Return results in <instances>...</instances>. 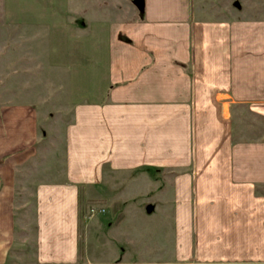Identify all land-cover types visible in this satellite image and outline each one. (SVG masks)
I'll use <instances>...</instances> for the list:
<instances>
[{
  "label": "crops",
  "instance_id": "1",
  "mask_svg": "<svg viewBox=\"0 0 264 264\" xmlns=\"http://www.w3.org/2000/svg\"><path fill=\"white\" fill-rule=\"evenodd\" d=\"M143 1L142 16L136 8L115 20L98 17L90 33L62 20L66 7L55 8L58 26L92 36L90 66L102 84L93 97L71 85L73 99L60 108L70 114L64 125L50 112L41 127V107L31 104L2 107L0 264L11 255L19 181L27 177L34 199L35 264H75L79 189L108 201L119 176L125 185L116 201L125 206L117 226L130 206L146 218L159 213L173 232L174 255L151 257L153 248L128 234L105 250L117 264H264V148L245 151L232 118L252 91L243 89L242 13L219 0ZM27 22L47 33L45 22ZM186 237L192 256L180 260Z\"/></svg>",
  "mask_w": 264,
  "mask_h": 264
},
{
  "label": "rangeland",
  "instance_id": "2",
  "mask_svg": "<svg viewBox=\"0 0 264 264\" xmlns=\"http://www.w3.org/2000/svg\"><path fill=\"white\" fill-rule=\"evenodd\" d=\"M216 3L233 13L235 8L239 9L242 15L237 18L244 22V31L237 32V40L243 42V89L246 92L252 91L251 94H245L244 102L240 100L241 103L232 110L236 132L234 137L242 141L245 151L251 149V144H259L264 148V0H219ZM57 7L67 9L61 13L62 20L73 27L84 23L85 30L90 28L95 18L115 20L117 12L128 13L129 10L137 8L132 0H0L1 120L2 114L5 113L3 106L31 104L41 107V121L48 120L47 114L52 112L53 119L61 118L63 121L59 123L64 125L70 114L65 113L64 116L60 108L73 99L70 95L71 85L87 87L85 90L93 97L102 84L100 74L92 75L90 66V58L97 54L92 36L88 34L80 39L74 31H66L63 26H58L59 17L54 12ZM107 8L111 9L108 11ZM15 11L20 14H15ZM230 15L228 17H232ZM120 17L128 20L129 14ZM29 18L45 22L47 33L45 28L39 25L35 27L42 29H37L36 32L28 29ZM86 31L83 33L86 34ZM88 32L90 33L89 30ZM45 42L47 44H44ZM49 51L51 56L48 57ZM256 66L258 72L252 74L251 68ZM257 88L259 93H256ZM248 97L254 100L249 101ZM49 105L55 107L54 111L46 110ZM2 164L0 159V165ZM124 183V178L120 176L114 179L112 186L115 189L111 191L108 201L97 199L91 187H80L81 216L78 229V259L75 264H117L119 258L105 250L118 244L117 240L129 239L128 234H131L136 242L146 243L147 248L152 247L151 257H173V232L159 213L146 218L134 206L129 205L123 225L121 228L117 226L123 219L125 205L116 200L120 199L124 192ZM18 185L11 255L4 264H35L37 225L32 217L34 199L31 184L27 182L26 177V180L22 179ZM260 193L264 196V186L261 187ZM99 237L103 245L100 244ZM187 237L182 240L183 250L178 254L180 260L192 256ZM162 246L165 252L155 253V248ZM208 264L251 263L213 261Z\"/></svg>",
  "mask_w": 264,
  "mask_h": 264
},
{
  "label": "trees",
  "instance_id": "3",
  "mask_svg": "<svg viewBox=\"0 0 264 264\" xmlns=\"http://www.w3.org/2000/svg\"><path fill=\"white\" fill-rule=\"evenodd\" d=\"M132 1L135 2L140 14L143 15V13H144V1L143 0H132Z\"/></svg>",
  "mask_w": 264,
  "mask_h": 264
}]
</instances>
